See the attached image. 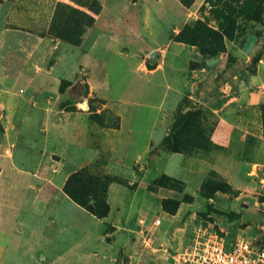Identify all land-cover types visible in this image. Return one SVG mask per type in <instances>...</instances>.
Here are the masks:
<instances>
[{
  "label": "rangeland",
  "instance_id": "1",
  "mask_svg": "<svg viewBox=\"0 0 264 264\" xmlns=\"http://www.w3.org/2000/svg\"><path fill=\"white\" fill-rule=\"evenodd\" d=\"M180 1L191 10L190 18L177 35L143 34L124 36L122 40L115 29L123 24L131 30L139 28L140 16L157 11V3L0 0V136H6L10 121L4 103L8 96L22 100L35 91V95L45 98L33 97L31 127L26 126L16 148L20 157L29 162L34 161L36 148L44 143L48 133L42 112L63 122L65 133L76 124L81 125L77 112L90 113L96 162L75 166L74 163L84 160L85 149L70 148L65 140L59 149L68 161L62 173L65 185L80 171L110 179L106 192L84 190L76 183L72 187L90 205H95L91 192L108 204L110 212L102 219L107 225V239L112 240L116 236L114 230H120L122 238L130 241L118 264H166L165 249L186 248L199 232L213 230L228 239L249 236L257 243L261 239L258 225L264 223V103L252 106L246 94H264V0H202L194 14L192 7L197 0ZM102 16H112L109 19L115 21L100 26ZM161 22L157 23L162 25L164 21ZM96 26L106 32L112 29L115 34L110 40L115 44L121 41V50L115 52L122 53L119 55L124 57L125 64L107 50L109 38L101 36V31L91 33ZM197 27L204 30L201 37L196 35ZM171 39L194 47L197 53L188 64L189 91L175 112L162 145L173 152L174 139L187 156L199 154L196 160L199 167L204 163L205 168L202 179L196 182L189 173L188 182L165 174L158 178L147 176L141 164L133 163L127 134L124 141L111 133L109 139H104L106 131L120 127L115 109H119L117 103L123 99L120 88L131 83L126 66L131 61L143 63L145 70L157 64L164 66V41ZM155 45V49H150ZM106 58L111 66V87L104 79ZM202 66L206 71L204 77L198 78L195 70ZM196 81L197 100L190 98ZM129 92L132 97L122 102L120 111H146L150 113L149 120L150 116L154 119L157 111L139 105L131 89ZM14 112L20 111L14 107ZM178 118L180 122L176 124ZM187 119L191 121L188 125ZM230 119L238 127L234 144L227 149L215 145L212 135L220 123ZM153 154H160V148L156 147Z\"/></svg>",
  "mask_w": 264,
  "mask_h": 264
},
{
  "label": "crops",
  "instance_id": "2",
  "mask_svg": "<svg viewBox=\"0 0 264 264\" xmlns=\"http://www.w3.org/2000/svg\"><path fill=\"white\" fill-rule=\"evenodd\" d=\"M102 1L105 5L108 2L119 5L131 1L134 4L157 3V11L140 16L142 23L139 28L134 27L132 31L123 24L121 28L115 29L117 36L122 40L124 36L134 37L143 34L170 37L174 32L177 35L190 18L191 9L185 8L180 0ZM201 4L202 0L196 1L192 7V14ZM109 17L112 16H107V19L102 16L100 26H109L115 21V18L111 20ZM122 20L129 23L127 18ZM161 21L165 23L159 25L157 22L162 23ZM179 23V27L170 29L174 24ZM99 31L101 36L109 38L106 41L107 50L115 53L114 56L121 60L119 62L125 64L124 57L119 55L122 53L115 52L121 50L119 48L121 41L115 44L113 39L110 40L115 34L112 29L106 32L96 26L91 33L96 34ZM88 43L87 38L85 44L88 46ZM156 44L160 46V42ZM164 44L167 57V64L164 66L157 64L156 67L145 70L143 63L136 61H131L126 66L127 74L131 76L129 80L131 83H128L124 89L120 88L123 99L117 103L119 109H115L117 116L120 117V127L111 129L110 132L105 130L104 139H109L111 133L124 141V135L127 134V139L128 136L130 138L128 139L130 148L133 149V163L141 164L147 171V176L154 175L158 178L165 174L174 179L187 181L186 173L187 175L189 173V177L196 182L202 179L205 168L204 163L199 167L200 164L196 160L199 154L191 157L184 153L171 152L166 150L162 143L169 135L170 123L175 112L184 95L189 91L190 83L186 76L188 64L197 52L194 47L172 39L164 41ZM113 46H116V49ZM155 48L156 45L150 46V49ZM104 61L106 62L105 83L111 87L108 79L111 66L108 58ZM205 71L206 68L203 66L195 70L198 78L204 77ZM122 82H126V79ZM129 84L139 105L157 111L154 119L150 116L149 120L150 113L146 111L132 114L120 111L122 102L132 97ZM198 86L199 82H194L190 98L199 99ZM34 96L40 100L45 99L42 98L43 95H35V91L22 100L12 96L4 99L10 121L6 136H0V264H118L121 252L126 251L125 246H129L130 241L122 238L120 230H114L116 236L108 240L105 220L94 217L64 192L66 177L62 171L68 161L59 152L63 141L66 140L70 148L85 149L84 160L74 163L75 166H86L96 162V156L92 151V127L88 119L90 113L77 112L76 118L81 119L79 120L81 125L76 124L65 133L62 129L63 122H59L48 112H42L48 133L44 143L37 146L34 161L29 162L20 157L21 152H18L17 145L20 144L19 137L26 131V126L31 127L30 105ZM246 97L252 106L264 103V94L260 92H250ZM14 107L20 112H14ZM163 120L165 123L161 124ZM132 121L135 123L132 124ZM147 121H151L150 125H145ZM17 123L19 126H14ZM237 127L238 124L234 119L220 123L212 135L213 143L231 149ZM156 147L160 148L158 155L153 154ZM219 158L218 156L217 164L221 162ZM232 158L234 159L235 156L232 155ZM217 168L220 170V165H217ZM113 211L112 206L111 212ZM235 239L227 238L228 241ZM166 264H168L167 259Z\"/></svg>",
  "mask_w": 264,
  "mask_h": 264
},
{
  "label": "built area",
  "instance_id": "3",
  "mask_svg": "<svg viewBox=\"0 0 264 264\" xmlns=\"http://www.w3.org/2000/svg\"><path fill=\"white\" fill-rule=\"evenodd\" d=\"M258 227V243L249 236L228 241L212 230L199 232L186 248L165 249V257L168 264H264V223Z\"/></svg>",
  "mask_w": 264,
  "mask_h": 264
},
{
  "label": "trees",
  "instance_id": "4",
  "mask_svg": "<svg viewBox=\"0 0 264 264\" xmlns=\"http://www.w3.org/2000/svg\"><path fill=\"white\" fill-rule=\"evenodd\" d=\"M97 4V3H96ZM97 11H100V8L96 9ZM199 28V27H197ZM204 32V30L196 29V35H199L201 37L202 33ZM180 122V119L178 118L176 120V124ZM190 120L187 119L185 124H190ZM173 147L174 150L173 152L176 153H183L185 152L184 149H181L177 146L175 140L173 139ZM110 179H108L107 177H101L98 175H93L87 172H77L75 174H73L67 181L66 185H65V192L76 202L78 203L80 206L84 207L86 210H88L90 213H92L93 215H95L97 218L99 219H103L105 217H107V215L110 212V208L108 206V204L99 198V194H94L93 192H91L90 196L93 198L92 204L95 205H90V201H86V200H82L78 195H76V192L73 190V184H80L84 190H88L92 188L95 189H100L102 192H106L108 184L110 183ZM167 203V202H166Z\"/></svg>",
  "mask_w": 264,
  "mask_h": 264
}]
</instances>
